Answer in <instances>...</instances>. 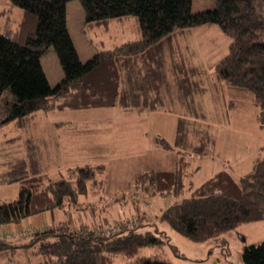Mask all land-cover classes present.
Wrapping results in <instances>:
<instances>
[{
    "label": "trees",
    "instance_id": "1",
    "mask_svg": "<svg viewBox=\"0 0 264 264\" xmlns=\"http://www.w3.org/2000/svg\"><path fill=\"white\" fill-rule=\"evenodd\" d=\"M71 1L75 0H8L20 10L21 20L15 39L0 34V100L6 96L12 100L5 106V118L0 119L3 125L54 109L119 105L155 110L159 104L153 102L149 88L163 78L157 72L165 68L160 56L164 45L180 31L214 25L230 39L226 54L214 65L215 78L235 92L249 93L264 127V39L260 40L264 36V0H215L214 7L197 12L192 11L193 0H76L86 25L134 17L140 33L137 40L97 52L85 62L67 30L66 5ZM49 48H53L62 71L54 86L49 85L41 65ZM193 125L204 130L191 119L179 118L174 141L177 150L170 170L141 172L127 185L135 192L130 197L134 202L140 196L175 199L157 217L158 232L148 228L153 225L145 223L144 212H138L145 221L140 226L131 228L124 223L107 230L108 234L87 229L85 223L76 226L71 214L82 207L80 198L99 196L106 174L103 164L81 165L45 184V176L2 179L17 183L19 190L15 200L0 202V234L15 231H4L7 225H20L36 215L48 214L53 222L46 229H16L27 231L28 240L19 244L0 241V256L23 249L34 254V264H174L166 254L161 255L160 235L164 233L159 224L188 241L204 243L264 219V145L248 174L236 180L223 170L193 188L190 179L187 182L195 172H187L190 159L209 156L212 143L207 134L205 142L200 139ZM191 131H195L192 139ZM155 143L173 151L163 138H156ZM59 212L60 221L56 220ZM241 259L242 264H264V240L243 247Z\"/></svg>",
    "mask_w": 264,
    "mask_h": 264
},
{
    "label": "rangeland",
    "instance_id": "2",
    "mask_svg": "<svg viewBox=\"0 0 264 264\" xmlns=\"http://www.w3.org/2000/svg\"><path fill=\"white\" fill-rule=\"evenodd\" d=\"M214 5L215 0H193L192 11L205 10ZM66 16L68 33L82 62L97 52L138 38L135 35L137 30L129 24L130 20L135 22L133 17L116 21L108 27L88 29L89 26L84 23L83 9L76 0L67 3ZM20 20V10L12 7L8 0H0V34L15 39ZM216 30L214 34L201 27L184 31L183 36L174 41L173 51L170 52L175 60L171 67L166 66L165 51H160L165 68L157 74L163 75V78L149 88L153 102L159 104L158 112L137 114L116 105L88 110L38 112L32 116L30 123L25 119L5 125L0 122L3 125L0 126V161H7L0 163L1 171H6L10 167V160L14 161V156L18 155L16 163H11L12 171H8L4 178L45 176V184L46 180L55 181L64 176L70 167L103 164L106 168L104 190L99 196L89 194L80 198L82 207L71 214L75 225L85 223L87 229L108 234L107 230L123 227L124 223L134 228L146 221L153 225L148 227L150 230L158 232L155 229L157 217L175 199L140 196L141 199H134V202L130 197L135 192L127 185L141 172L172 168L177 150L174 147L176 120L180 117L191 119L200 129L206 127L205 122L216 127L213 131H201L193 125L200 139L205 142L204 136L207 134L212 142L208 157L190 159L195 161L193 166L199 167L194 177L189 174L193 188L223 168L236 180L248 174L254 157L264 145V127L258 121L259 108L252 96L249 93H236L227 86L226 90L221 85L223 83L217 82L213 76V62L226 54L230 43L228 37ZM202 50L207 52L206 56L201 55ZM41 65L49 85H56L61 80L62 71L53 48L42 55ZM171 76H176V80ZM147 78L148 82L150 77ZM5 99L0 100V119L5 118V106L12 102L7 96ZM229 102L234 103L233 108H229ZM224 103L227 105L224 106ZM210 113L214 115L212 120ZM31 123L34 125L31 126ZM56 124L62 126L60 130L63 129V136L55 134L59 133ZM51 125L55 126L44 127ZM194 135L195 131H191L190 138ZM155 136L163 138L173 151L155 146ZM187 172L190 173L191 169ZM17 191L18 184L15 183L0 186V202L15 200ZM138 212H144L147 220L142 222V215ZM159 228L164 233L160 235L163 240L161 255L166 254L174 264H242L243 247L264 240V219L247 223L231 235L204 243L188 241L160 224ZM21 240L26 242L28 238ZM34 259L31 250L20 249L0 256V264H34Z\"/></svg>",
    "mask_w": 264,
    "mask_h": 264
},
{
    "label": "crops",
    "instance_id": "3",
    "mask_svg": "<svg viewBox=\"0 0 264 264\" xmlns=\"http://www.w3.org/2000/svg\"><path fill=\"white\" fill-rule=\"evenodd\" d=\"M131 17H126V18H121V19H115V20H110V21H107V22H105V23H102V24H97V25H86L85 24V26H89L88 27V29H93V28H98V29H100L101 27H108L110 24H112V23H114V22H116V21H126V20H128V19H130ZM134 18V17H133ZM135 19V18H134ZM84 23H85V20H84ZM66 24H67V29H68V23H67V16H66ZM129 24H131L132 26H133V28H134V30L136 31L135 32V35L136 36H138V38H139V36H140V33H139V28H138V23H137V20L135 19V22L134 21H132V20H130V23ZM102 25V26H101ZM201 27V29L203 28V29H208V31H210L211 33H216V28H214V25H204V26H200ZM196 28H199V27H194V28H189V29H185V30H183V31H180L179 33H177L171 40L172 41H170V42H167V44H165L164 45V47H163V50L165 51V54H167L166 55V66L167 67H171L172 66V64L175 62V60H174V58L171 56V54H170V52L171 51H173V45H174V41H176L177 39H178V37H181V36H183V34H184V31H190V30H192V29H196ZM213 29H215V30H213ZM218 29V28H217ZM218 31H219V29H218ZM69 32V31H68ZM220 32V31H219ZM221 33V32H220ZM137 38V39H138ZM136 39V40H137ZM135 41V40H134ZM128 42H132V41H128ZM128 42H125V43H128ZM122 44H124V43H122ZM122 44H118V45H114V46H112L109 50H111V49H113L114 47H116V46H119V45H122ZM229 45V44H228ZM227 45V46H228ZM225 49V48H224ZM223 49V54H225V52H226V50H227V47H226V49L224 50ZM189 50H191V49H189ZM106 51H108V50H106ZM201 55L202 56H206V53H205V51L204 50H202L201 51ZM194 56H195V54H194ZM224 56V55H223ZM222 57H220L219 59H216L213 63L214 64H212V66H214L220 59H221ZM194 61H196V57H194V59H193ZM195 68H197L198 66L197 65H194V64H192ZM164 66H165V63H164ZM213 69H214V67H213ZM200 70V69H199ZM199 70H198V72H199ZM198 74H200V72L198 73ZM213 76H214V78H215V75L213 74ZM173 79H175L176 80V76H171ZM199 77H201V75H199ZM203 77V76H202ZM215 80L217 81V79L215 78ZM176 82V81H175ZM218 82V81H217ZM221 84V83H220ZM226 90H227V87L225 86V85H223V84H221ZM236 93H239V92H236ZM233 104V105H232ZM227 105V103H224V106H226ZM228 106H229V108H233L234 107V103H231V102H229L228 103ZM114 107V106H113ZM115 107H117V106H115ZM103 108H109V107H103ZM123 108V107H122ZM123 109H125V108H123ZM158 109V108H157ZM157 109H155V110H143V109H125L126 111H130V112H132V111H134V112H136L137 114H142V113H155V112H158V111H156ZM33 116V115H32ZM32 116H29V117H26L25 118V121H28V123H30V120L32 119ZM214 118V115L212 114V113H210V120H212ZM178 120L179 119H177L176 121H177V124H178ZM206 123V127H204V129L205 130H207V131H209V130H211V131H213V130H215L216 129V127L213 125V126H211V124L208 122H205ZM32 125H34V123H31V126ZM55 125H51V126H44L45 128H48V127H51V128H53ZM56 126H57V128H58V130H59V133H55L57 136H63V129L62 130H60V128L62 127V126H59L58 124H56ZM175 132H176V130H175ZM29 134H30V136H32V134L29 132ZM77 136V135H76ZM156 138H159V136H155L154 138H153V143H154V145L155 146H157V144L155 143V139ZM161 138V137H160ZM174 138H175V134H174ZM34 141V140H33ZM16 156H18V155H15L14 157V161L13 160H10L11 161V163H16V161H17V158H16ZM206 157H208V156H206ZM255 158H256V156L254 157V159H253V161L252 162H254V160H255ZM2 158H1V155H0V160H1ZM200 160H203V159H200ZM174 161V160H173ZM0 163H7V161H0ZM11 163H9L8 165L11 167ZM194 163H195V161H193V159L190 161V169H191V172L193 171V169H195V172H193L192 174H193V177H194V175L199 171V167L197 166V165H195V166H193L194 165ZM10 167H7L6 169V171H1V169H2V167H1V165H0V186H4V185H12V184H14V183H4L3 182V178H4V176H5V174H7V172L8 171H12V168H10ZM223 170H225L224 168H223ZM223 170H221V171H223ZM149 171H151V170H149ZM155 171H158V170H155ZM221 171H218L217 173H219V172H221ZM217 173H215V174H213L211 177H213L214 175H216ZM210 177V178H211ZM188 179H189V177H188ZM205 182V181H204ZM15 184H17V183H15ZM196 187H198V186H196ZM18 190H19V185H18ZM18 192V191H17ZM58 216L56 217V220H58V221H60L62 218H61V216H60V213L59 214H57ZM52 222H53V218L50 216V215H48V214H44V215H39V216H37V217H33V218H29V219H26V220H24L23 221V226H21V225H7L6 227H4L5 229H4V231H8V230H12V229H20L21 227H23V228H49V227H51V224H52ZM81 224V223H80ZM24 240H21V241H18L17 242V240L14 242L13 241V243H15V244H19V243H22Z\"/></svg>",
    "mask_w": 264,
    "mask_h": 264
},
{
    "label": "built area",
    "instance_id": "4",
    "mask_svg": "<svg viewBox=\"0 0 264 264\" xmlns=\"http://www.w3.org/2000/svg\"><path fill=\"white\" fill-rule=\"evenodd\" d=\"M27 231L16 230L15 231H8L4 234H0V241H7L13 242L21 238L27 237Z\"/></svg>",
    "mask_w": 264,
    "mask_h": 264
}]
</instances>
